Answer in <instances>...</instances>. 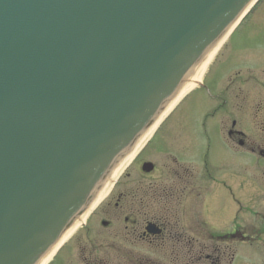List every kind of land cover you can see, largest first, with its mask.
Listing matches in <instances>:
<instances>
[{"label": "water", "instance_id": "obj_1", "mask_svg": "<svg viewBox=\"0 0 264 264\" xmlns=\"http://www.w3.org/2000/svg\"><path fill=\"white\" fill-rule=\"evenodd\" d=\"M251 1L0 0V264L44 257Z\"/></svg>", "mask_w": 264, "mask_h": 264}, {"label": "flooded vegetation", "instance_id": "obj_2", "mask_svg": "<svg viewBox=\"0 0 264 264\" xmlns=\"http://www.w3.org/2000/svg\"><path fill=\"white\" fill-rule=\"evenodd\" d=\"M263 6L235 26L245 37L230 49V72L212 85L209 66L198 94L186 95L188 127L171 132L166 173L119 191L117 181L70 237L78 254L62 264H264ZM140 169L149 176L155 163ZM99 207L97 227L89 219Z\"/></svg>", "mask_w": 264, "mask_h": 264}, {"label": "rangeland", "instance_id": "obj_3", "mask_svg": "<svg viewBox=\"0 0 264 264\" xmlns=\"http://www.w3.org/2000/svg\"><path fill=\"white\" fill-rule=\"evenodd\" d=\"M264 10V6L262 7ZM262 10V11H263ZM264 17V11L260 16L256 17V21L260 20ZM243 35V34H242ZM245 36L237 35V31L232 32L228 39L223 44L222 48L216 55V57L213 59L207 74V82L215 85L218 81V77L221 76L223 73H229L231 62L233 61L231 51L230 49H234L238 43L244 38ZM264 37V36H263ZM199 88L194 89V94H198ZM191 99V98H190ZM189 98L185 97L181 99V101L177 104L174 111L167 117L165 122L161 125V127L158 130V133L154 139L141 153V155L134 161H132L130 164H128L125 171L119 176L120 182L122 184L117 187V191L122 190V188L125 186L127 188L134 187V183L136 180L143 178H159L164 173H166V165L168 163V150H167V144L171 141V132L177 128V133L180 135V137H183L184 126L188 127V125L183 122L185 119V109L189 106ZM197 116L199 115L198 112L196 113ZM183 125V126H182ZM220 150V147L218 148ZM143 159H150L155 163L156 170L153 171L149 176L142 177L141 175V169L140 164ZM124 185V186H123ZM116 190L110 195L111 197L115 195ZM109 196V197H110ZM103 207V206H102ZM102 207H99V209L94 213V216H91L90 223L91 225L98 226V220L99 217H101V214L105 211H103ZM82 235H84L83 232H80ZM76 241L75 238L73 240H70L68 244L61 250L60 253L56 255V257L49 263V264H62V262L66 259L73 260L74 255L78 254L77 248H76ZM72 264V263H69Z\"/></svg>", "mask_w": 264, "mask_h": 264}, {"label": "bare ground", "instance_id": "obj_4", "mask_svg": "<svg viewBox=\"0 0 264 264\" xmlns=\"http://www.w3.org/2000/svg\"><path fill=\"white\" fill-rule=\"evenodd\" d=\"M226 35L220 39V41L216 44V46L213 48V50L210 52V54L208 55V57L206 58V60L203 62V64L201 65V67L199 68V70L196 72V74L192 77V79L186 84V86L180 91V93L175 97V99L168 105L167 109L162 113V115L160 116V118L153 124L152 127L149 128L148 131H146L143 136L139 139V141L135 144V146L129 151V153L123 158V160L117 165V167L115 168V170L112 172V174L110 175L108 181L105 182L104 186L99 190V192L96 194V197L94 198L93 202H92V206H94L99 199H101L104 194L106 193V191L108 190L110 184L112 183V181L114 179L117 178L118 174H120V172L122 171V169L126 166V164L130 161V159L132 158V156L136 153V151L140 148V146L142 145V143L150 136V134L153 131L154 126L157 124V122L167 113V111L174 105V103L177 102V100L193 85L195 84V82L197 80H199L201 78L202 72L204 71L206 65L208 64V62L212 59L213 54L216 53V50L218 49L219 45L222 43V41L225 39ZM218 51V50H217ZM88 212V211H87ZM87 212H85L83 215H81V217H79L78 220H76L74 222V224L68 228L66 230V232L63 234L61 240L58 242V244L54 247H52V249L50 251H48L44 257L39 261L38 264H44L48 259H50V257L53 255V253L55 252V250L57 249V247L60 245L59 243H61L62 240H64L74 229L77 225H79L80 222H82L85 218H86V214ZM71 240V239H70ZM69 240V241H70ZM68 241V242H69ZM67 242V244H68ZM66 245V244H65ZM64 245V246H65Z\"/></svg>", "mask_w": 264, "mask_h": 264}]
</instances>
